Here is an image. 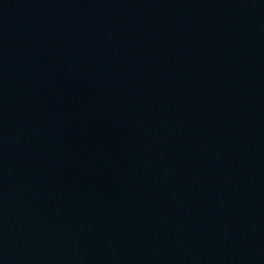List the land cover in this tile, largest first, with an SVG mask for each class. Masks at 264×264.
Returning a JSON list of instances; mask_svg holds the SVG:
<instances>
[{"label": "water", "instance_id": "obj_1", "mask_svg": "<svg viewBox=\"0 0 264 264\" xmlns=\"http://www.w3.org/2000/svg\"><path fill=\"white\" fill-rule=\"evenodd\" d=\"M0 264H264V0H0Z\"/></svg>", "mask_w": 264, "mask_h": 264}]
</instances>
